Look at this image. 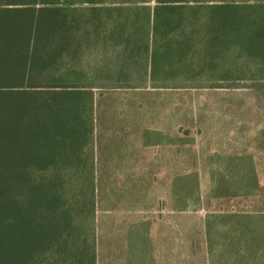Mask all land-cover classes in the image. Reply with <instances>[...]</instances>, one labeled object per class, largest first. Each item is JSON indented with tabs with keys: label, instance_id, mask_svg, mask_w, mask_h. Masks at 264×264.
Wrapping results in <instances>:
<instances>
[{
	"label": "rangeland",
	"instance_id": "obj_1",
	"mask_svg": "<svg viewBox=\"0 0 264 264\" xmlns=\"http://www.w3.org/2000/svg\"><path fill=\"white\" fill-rule=\"evenodd\" d=\"M126 2L112 21L124 30L105 33L110 78L122 88L60 95L59 146L28 165L30 181L53 186L69 218L51 262L264 264V0ZM90 35L71 33L81 42L74 56L64 33L54 47L43 39L39 71L26 81L33 97L94 76ZM166 105L175 170L185 174H123L134 172L130 162L108 158L104 141L161 126Z\"/></svg>",
	"mask_w": 264,
	"mask_h": 264
},
{
	"label": "trees",
	"instance_id": "obj_2",
	"mask_svg": "<svg viewBox=\"0 0 264 264\" xmlns=\"http://www.w3.org/2000/svg\"><path fill=\"white\" fill-rule=\"evenodd\" d=\"M15 21L0 25V264H56L49 255L59 250L69 218L53 186L30 181L28 165L59 146L63 127L55 106L63 94L49 91L47 100L26 88L29 74L39 71L43 39L54 47L56 32L27 30L22 17Z\"/></svg>",
	"mask_w": 264,
	"mask_h": 264
},
{
	"label": "crops",
	"instance_id": "obj_3",
	"mask_svg": "<svg viewBox=\"0 0 264 264\" xmlns=\"http://www.w3.org/2000/svg\"><path fill=\"white\" fill-rule=\"evenodd\" d=\"M126 7V0H0V25H17L16 17H22L23 24L28 26L27 30L64 33L62 47L69 53L71 52L73 56L78 52L81 42H74L69 38L71 33H90V38L84 42L88 60L91 61L94 57L98 58L97 67L92 71L94 76H87L86 83H78L80 87L71 86L65 89L59 86L56 90L60 92L63 90L62 94L77 95L82 94L78 90H85L87 87V94L107 95L111 90H118L122 87L118 86L117 81L114 82L110 78L112 44L106 38L105 33L124 30L125 27L118 26L120 24H112V21H116V19L119 21L120 13L122 10L125 11ZM36 26L38 27L36 28ZM77 43H79L78 47ZM116 52L120 53L119 45H117ZM71 67L72 65L69 64L70 70H72ZM64 90L74 92H65ZM158 90L157 92L160 91ZM102 108L106 110L108 107L103 106ZM109 108L113 112L114 107ZM165 109L162 112L165 111L167 114L163 115L162 124L161 122L158 124L161 126L144 127L139 131L138 136H130L126 141L122 139L104 141L105 148L109 151L108 158L130 162L125 169L134 170V172L127 171L123 174L159 176L185 174L175 170L176 141L172 137L168 138L166 133L169 124L174 125L175 115L172 106L170 113L168 105ZM114 117H118V115L116 116L115 113L113 116L111 113L110 118ZM129 117L127 115V118ZM139 118L142 120V116ZM171 215L173 216V212Z\"/></svg>",
	"mask_w": 264,
	"mask_h": 264
}]
</instances>
